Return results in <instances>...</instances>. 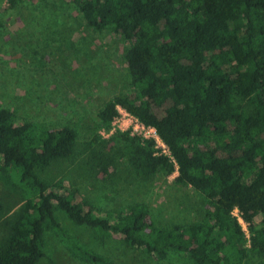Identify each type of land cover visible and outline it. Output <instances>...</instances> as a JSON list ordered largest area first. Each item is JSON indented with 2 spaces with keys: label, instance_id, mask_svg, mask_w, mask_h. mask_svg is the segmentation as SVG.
I'll list each match as a JSON object with an SVG mask.
<instances>
[{
  "label": "trees",
  "instance_id": "trees-1",
  "mask_svg": "<svg viewBox=\"0 0 264 264\" xmlns=\"http://www.w3.org/2000/svg\"><path fill=\"white\" fill-rule=\"evenodd\" d=\"M69 1L86 27L111 26L125 42L129 87L103 103L99 123L108 129L118 105L153 127L171 156L155 153L151 139L115 130L106 139L93 134L81 148L82 164L102 177L119 158L128 173L144 177L175 170V182L208 207L189 225L158 226L144 204L96 214L47 171L72 155L75 131L0 107V169L12 174L22 197L17 213L0 221V264H35L45 227L79 260L112 264L74 239L54 208L159 259L175 252L186 264H243L247 252L264 255V0Z\"/></svg>",
  "mask_w": 264,
  "mask_h": 264
},
{
  "label": "rangeland",
  "instance_id": "rangeland-1",
  "mask_svg": "<svg viewBox=\"0 0 264 264\" xmlns=\"http://www.w3.org/2000/svg\"><path fill=\"white\" fill-rule=\"evenodd\" d=\"M124 46L111 26L101 31L86 27L69 0H21L14 6L0 0V107L49 128L67 125L75 131L72 155L52 161L47 171L66 189H74L75 198L87 202L96 214L144 204L158 226L189 225L202 219L208 206L189 185L175 182V170L144 177L128 173L119 158L116 167H109L110 174L102 177L82 164L81 148L93 134L106 139L116 130L107 133L109 128L99 123L97 112L106 100L129 87ZM236 100L250 109L245 97ZM21 203L12 174L0 169V221L14 216ZM53 214L74 239L112 264H186L175 252L155 258L141 247L126 246L116 234L74 224L57 208ZM232 214L248 239L246 223L236 208ZM254 224L258 226V217ZM263 262L264 255L258 252H247L243 259V264ZM35 264L94 263L73 256L45 227L42 255Z\"/></svg>",
  "mask_w": 264,
  "mask_h": 264
},
{
  "label": "built area",
  "instance_id": "built-area-1",
  "mask_svg": "<svg viewBox=\"0 0 264 264\" xmlns=\"http://www.w3.org/2000/svg\"><path fill=\"white\" fill-rule=\"evenodd\" d=\"M115 108L116 114L109 122L110 127L107 133L116 129L119 131H127L129 135H135L141 139H151L155 153L167 155L171 158L166 145L160 140L153 127L143 124L122 107L116 105Z\"/></svg>",
  "mask_w": 264,
  "mask_h": 264
}]
</instances>
